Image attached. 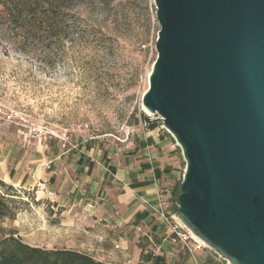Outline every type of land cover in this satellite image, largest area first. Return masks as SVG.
I'll list each match as a JSON object with an SVG mask.
<instances>
[{"label":"rangeland","instance_id":"obj_1","mask_svg":"<svg viewBox=\"0 0 264 264\" xmlns=\"http://www.w3.org/2000/svg\"><path fill=\"white\" fill-rule=\"evenodd\" d=\"M59 11L70 19L51 34L15 35L0 19V105L13 116L11 123H0V143L18 154L41 145L62 155L90 151L104 161L135 152L155 165L153 139L167 138L180 161L181 185L186 162L162 120L156 116L155 129H141L152 115L144 110L143 96L161 29L154 0H70ZM104 188L114 185L106 182ZM17 190L29 205L20 206L16 219L2 226L25 243L75 250L97 260L111 249V228L81 207L60 208L51 191L42 194L37 187ZM156 244L141 236L137 246L147 252L142 261L151 253L160 255ZM204 251L216 264H229L213 250ZM128 256L127 264H133V253Z\"/></svg>","mask_w":264,"mask_h":264},{"label":"water","instance_id":"obj_2","mask_svg":"<svg viewBox=\"0 0 264 264\" xmlns=\"http://www.w3.org/2000/svg\"><path fill=\"white\" fill-rule=\"evenodd\" d=\"M143 107L182 150L183 224L229 264H264V0H154Z\"/></svg>","mask_w":264,"mask_h":264},{"label":"crops","instance_id":"obj_3","mask_svg":"<svg viewBox=\"0 0 264 264\" xmlns=\"http://www.w3.org/2000/svg\"><path fill=\"white\" fill-rule=\"evenodd\" d=\"M166 140L153 139L155 174L150 161L138 159L135 152L124 157L116 154L104 161L90 151L62 155L41 145L33 151L22 149L18 154L8 144L0 143V178L16 189L37 187L42 194L51 191L52 202L58 207H81L106 223L105 227L112 230V250L98 259L106 264H127L131 252L133 264H143L146 260L141 259L147 252L137 246L141 236L155 240L160 253H151L146 264H216V259L204 250L192 258L173 240L154 211L158 192L173 199L178 187L180 161L173 144ZM140 152L143 154V150ZM106 182L114 188L106 191Z\"/></svg>","mask_w":264,"mask_h":264},{"label":"trees","instance_id":"obj_4","mask_svg":"<svg viewBox=\"0 0 264 264\" xmlns=\"http://www.w3.org/2000/svg\"><path fill=\"white\" fill-rule=\"evenodd\" d=\"M70 0H0V19L6 23L3 28L12 29L15 35L19 32L30 36L32 32L46 31L51 34L60 24L68 20L59 10ZM72 28H77V21H72ZM56 26V27H55ZM152 129H155L152 125ZM179 185L174 201L180 195ZM21 191L5 183L0 178V264H106L94 257L75 250H48L25 243L12 231H6L2 224L14 221L22 203ZM150 256L144 260L150 261Z\"/></svg>","mask_w":264,"mask_h":264},{"label":"built area","instance_id":"obj_5","mask_svg":"<svg viewBox=\"0 0 264 264\" xmlns=\"http://www.w3.org/2000/svg\"><path fill=\"white\" fill-rule=\"evenodd\" d=\"M158 115H148L144 121L141 122V129L148 132ZM152 118V119H151ZM13 119L12 113L0 105V123H11ZM159 119H161L159 117ZM31 138H36L35 132H31ZM153 173L155 168L153 161H150ZM154 211L165 227L169 230L175 242L180 243L188 254L195 259L198 251L209 249L204 242L198 239L180 220L178 216L177 203L166 193L158 192Z\"/></svg>","mask_w":264,"mask_h":264},{"label":"bare ground","instance_id":"obj_6","mask_svg":"<svg viewBox=\"0 0 264 264\" xmlns=\"http://www.w3.org/2000/svg\"><path fill=\"white\" fill-rule=\"evenodd\" d=\"M144 110H145V112H147V113H149V114H151L145 107H144ZM199 239V238H198ZM206 245V244H205ZM207 246V245H206Z\"/></svg>","mask_w":264,"mask_h":264}]
</instances>
